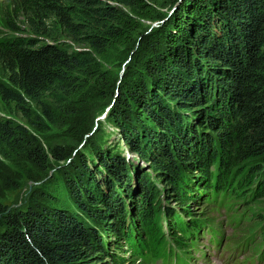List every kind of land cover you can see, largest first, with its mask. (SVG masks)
I'll return each instance as SVG.
<instances>
[{"label": "trees", "instance_id": "obj_1", "mask_svg": "<svg viewBox=\"0 0 264 264\" xmlns=\"http://www.w3.org/2000/svg\"><path fill=\"white\" fill-rule=\"evenodd\" d=\"M2 18L0 157L14 191L32 182L38 204L0 203V264L146 262L164 257L169 236L187 251L204 226L190 209L212 193L228 207L264 204V0H14ZM193 52L208 65L181 78ZM113 101L96 126L95 110ZM70 124L74 137L93 134L47 151L41 133ZM120 143L175 204L165 225L159 188ZM259 217L252 235L264 242V210L250 215Z\"/></svg>", "mask_w": 264, "mask_h": 264}, {"label": "rangeland", "instance_id": "obj_2", "mask_svg": "<svg viewBox=\"0 0 264 264\" xmlns=\"http://www.w3.org/2000/svg\"><path fill=\"white\" fill-rule=\"evenodd\" d=\"M13 1L14 0H0V35L7 33V30L5 29V26H6L5 21L2 18V14L5 12L6 8H8L9 6H12ZM161 12H162V16L165 15L166 20H168L170 15L173 14V8L172 7L171 8L167 7V9L162 8ZM163 22H161V20H157L153 23L148 24L147 25L148 30L146 31V34L152 33L153 29H156L159 27L161 28L162 27L161 25L163 24ZM17 26H26V25L24 24L22 20H20L17 23ZM193 51L197 53L196 49H194ZM195 53L193 52L194 55H192V59H191V61L193 62V65L195 63L200 62L201 66L206 67L208 63L202 61L200 59V56L196 55ZM130 60H128L125 63H122L119 67H117L118 78H120L119 81H121V79L123 78L125 69H127L128 65L130 64ZM201 66H195L193 69H191L192 72L190 74L182 73L181 78H187L188 75L196 76V73H198L200 69L198 67H201ZM209 69L210 71H214L213 68H209ZM210 76H211V73H210ZM200 78L202 79V77ZM119 83L120 82H118V84ZM210 94H212V91L210 92ZM116 95H118V92L116 93ZM210 98L211 97H209V99ZM99 100L100 99L97 96L94 100H92L91 105L96 107V105H93V104L95 102H99ZM204 104H205L204 106L207 105V103H204ZM113 106H114V101L110 105L105 104L104 108L102 109L101 108L97 110L94 109L95 113H94L93 121L96 124V126H98L99 121L103 122V126L106 124L104 122L106 121L107 115L108 114L110 115L112 109L114 108ZM215 107L216 105L212 104L210 106L203 107L202 109L203 111L208 110V108L214 110ZM10 118L13 119L14 121L21 122L19 117H10ZM73 128H74V125L70 124L64 128L51 127L49 131L41 133L43 139L46 140V142L43 141V145L45 143V149L49 151L50 146L53 149L56 146L57 147L63 146L64 149L71 148L74 145L72 143L78 141V138L82 136V133H83V136L85 133H87V132L81 131L77 136L74 137L71 134ZM107 128L109 132L113 133L114 138H115L116 137L115 135L117 134L118 131L116 129L111 128L108 125H107ZM203 131L204 132L206 131L207 133H209L208 129H204ZM92 134L93 132L91 133L89 132L88 134H86V136L84 137L85 141ZM83 136H82V139L84 140ZM114 138H112V141L109 140L110 144L111 143L113 144L116 142ZM85 141L82 142L79 146V149L75 151L76 154L80 153L81 149L84 147ZM120 144L121 145L118 144L119 151L121 152V154L123 153V157L125 158L126 161H130V165L132 166V168H138L143 174H148L149 176H151L150 178H151L152 183H154L155 186L159 188L161 192V196H162V201L166 202V203H162L161 205L162 216H164L163 207L165 205L167 207L171 205L174 206L175 204L167 203L166 198H165L166 191L163 189L162 187L163 185L158 181L159 177L156 175V172L153 170V167L149 163L143 162L137 155L132 153L130 151V148H125L127 146H125L123 143H120ZM111 145L110 147L113 148V146ZM135 157L137 159H135ZM8 166H9V163L3 160L2 157H0V203L2 204V206L7 208V211H15L17 209L26 210L28 207H30V204L32 206V203L38 204L34 202L35 200L32 199V195H33L31 191L32 185H33L32 182L25 181L22 189H20L19 191H14L12 180H16V178L13 176ZM139 170H136V173ZM50 176L51 175H49V177ZM40 199L41 198H39L38 202H40ZM175 208L178 210L177 207ZM250 208H252L254 212L255 211L261 212L262 210H264L263 209L264 204H260V205L258 204L256 206H252L251 204H248L244 206L243 208H240L239 211H237V214H234L233 211H229L218 205H212V204L202 205V203L201 205H198L197 207L193 205L190 209L191 212L193 213L192 219L201 221L202 223H204V226L202 227V231L200 232L198 238H196L195 240L187 241V244H188L187 250L190 254L189 262L193 264H220L218 261L220 254L218 253L221 251H224V253L226 254L225 260L228 261V264H264V257L261 262L258 259L259 256L262 257V253H263L262 246L264 245L260 244L261 238H254L252 241L248 240L252 236L253 231L256 230V227L261 220L260 217L259 219H256L254 221L253 219H250V215L253 213V211H249ZM246 211H247V215L238 224L232 223L235 218H239ZM210 226L213 227L212 231L209 229ZM1 232L2 230L0 227V233ZM213 232H217L216 234L218 235V237L216 238V240L211 235ZM216 248L218 252L216 254H213L216 251ZM224 253L222 252V256H224ZM129 256L130 255L128 254L125 257H129ZM128 263L129 264H150L147 258H146V262L143 260L129 259ZM151 264H162V262L161 261L151 262ZM171 264H175V262H172ZM180 264H184V261H181Z\"/></svg>", "mask_w": 264, "mask_h": 264}, {"label": "bare ground", "instance_id": "obj_3", "mask_svg": "<svg viewBox=\"0 0 264 264\" xmlns=\"http://www.w3.org/2000/svg\"><path fill=\"white\" fill-rule=\"evenodd\" d=\"M229 176H230V175H229ZM236 183H237V182H236ZM131 208H132V207H131ZM130 210H131V209H130ZM211 237H212V236H211ZM211 237H210V238H211Z\"/></svg>", "mask_w": 264, "mask_h": 264}]
</instances>
